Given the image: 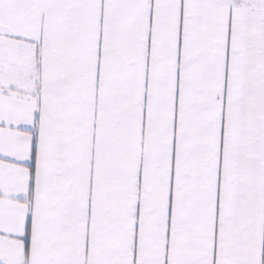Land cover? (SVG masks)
I'll list each match as a JSON object with an SVG mask.
<instances>
[{"label": "snow or ice", "instance_id": "6c2138e0", "mask_svg": "<svg viewBox=\"0 0 264 264\" xmlns=\"http://www.w3.org/2000/svg\"><path fill=\"white\" fill-rule=\"evenodd\" d=\"M0 264H264V0H0Z\"/></svg>", "mask_w": 264, "mask_h": 264}]
</instances>
